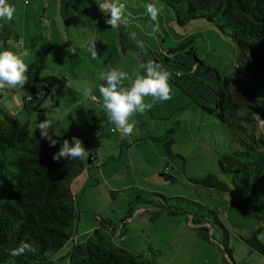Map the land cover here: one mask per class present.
<instances>
[{
  "label": "rangeland",
  "instance_id": "rangeland-1",
  "mask_svg": "<svg viewBox=\"0 0 264 264\" xmlns=\"http://www.w3.org/2000/svg\"><path fill=\"white\" fill-rule=\"evenodd\" d=\"M121 2L131 12V22L116 30L105 23L106 16L99 10L96 0H32L31 19L23 23L20 13L16 28L22 30L24 27L27 36L35 35L36 43L41 46L39 49L49 46V39L63 32L73 36L96 33L98 58L95 64L89 59L90 67H72L67 48L64 50L58 44L60 53H49L45 57V74L72 75L76 68L81 72L78 81L82 89L88 83L93 86V92L102 81L101 74L110 69L145 75L141 65L149 60L157 62L156 55L164 59L167 51L183 41H192L179 53L183 54L182 59L189 57L193 62V56L185 55L193 47L204 65H200L198 75L180 78V86L169 81L173 87L172 98L147 110V125L136 128L127 137L113 133L109 124L104 127L107 120L102 103L88 98L80 106L70 108L73 99L64 97L60 105L52 106L49 97L42 104L47 108L44 113L31 108V104L28 110L20 88L0 93V107L39 134L37 123L51 119L54 121L51 132L70 142L76 136L89 150L85 159L88 170L74 178L79 238H90L96 226L109 220L117 227L127 221L121 229V237L115 239L144 261L149 259L155 264H264V218L260 213L245 212L241 208L233 175L222 168L224 156L232 155L240 147L237 144L232 147L226 127L202 106L215 107L216 91L224 84L223 80H229L243 69L241 53L233 39L207 19L180 25L173 8L163 0ZM149 3L162 7L159 31H154L155 22L147 14ZM99 17H102L100 23ZM68 18L72 23L66 24ZM73 18H85L87 23L75 22ZM132 33H136L135 39L131 38ZM137 41H143L145 49L138 48ZM78 52L82 55L83 49ZM169 64L172 67H163L172 75L176 74L174 70L180 69L177 67H182L174 57ZM14 96L21 98L24 107L21 113L17 111ZM146 100L150 102L151 97ZM151 112L155 117L152 118ZM148 135L156 139L145 142ZM136 146L139 150L130 152ZM160 152L165 156V163L161 161ZM95 153L100 158L106 157L103 168L99 167L100 161L98 166L89 165L90 154ZM102 169L110 178L115 172L119 176L114 181L109 177L107 180L100 174ZM90 176L94 180L87 184ZM151 193L190 199L192 202H184L183 206L201 216L193 222L192 215L185 212L154 214L159 208L149 203L139 206L144 211L128 220V210L136 196ZM148 198L164 202L157 195ZM203 226L205 229H200ZM73 245L74 242L67 243L49 264H70Z\"/></svg>",
  "mask_w": 264,
  "mask_h": 264
},
{
  "label": "trees",
  "instance_id": "trees-1",
  "mask_svg": "<svg viewBox=\"0 0 264 264\" xmlns=\"http://www.w3.org/2000/svg\"><path fill=\"white\" fill-rule=\"evenodd\" d=\"M163 1L173 8L180 25L207 19L230 36L241 53L243 69L223 80L224 84L216 91L215 107L202 106L226 127L232 147L235 144L240 147L232 155H225L221 163L224 172L233 175L241 208L260 213L264 218V124H260L264 123V0ZM191 43L183 41L172 49L174 55L156 58L170 68L174 57L182 66L170 77L177 86L180 78L196 76L200 65H204L193 47L185 53L193 56V62L189 57L182 59L179 51ZM53 51L52 45L42 47L36 52V62L29 65V83L23 88L24 106L28 110L31 106L44 113L47 109L42 107L44 100L50 97L52 106H58L66 96L67 85L61 77L45 74V57ZM218 78L222 81L220 75ZM52 136L58 140L55 147L0 107V264L52 263L57 252L74 237L78 218L72 182L86 163L63 158L54 161L52 157L63 139L56 134ZM153 195L164 202L148 198ZM184 202L192 201L161 193L137 195L128 217L142 204L151 203L159 208L154 214L185 212L196 222L201 215L184 207ZM22 242L30 243L35 252L11 256L10 251ZM69 257L70 264H155L117 243L115 229H110L108 223L97 227L87 240L77 241Z\"/></svg>",
  "mask_w": 264,
  "mask_h": 264
},
{
  "label": "clouds",
  "instance_id": "clouds-1",
  "mask_svg": "<svg viewBox=\"0 0 264 264\" xmlns=\"http://www.w3.org/2000/svg\"><path fill=\"white\" fill-rule=\"evenodd\" d=\"M29 0H25L28 4ZM99 10L106 16L105 23L111 29H119L122 25L130 24L129 17L132 15L127 6L121 0H96ZM15 6L8 0H0V21L10 23L14 19ZM146 11L154 23V31H159V16L162 7L155 3L146 5ZM136 33L131 34L135 39ZM137 47L145 49L143 41H137ZM87 51L92 59L98 58L96 42L93 40L87 46ZM72 54H76V49H72ZM30 53L27 50L12 52L9 50L0 51V93L11 89L24 88L29 83V65L25 59ZM145 75L138 73L130 75L123 70L115 68L101 74L100 79L105 83L98 86L99 97L93 94V86L85 83L82 95L92 101L102 100V107L107 115V119L115 127L114 131H120L125 137L131 135L135 128L133 117L137 114H144L150 110L154 104L167 102L172 98L173 87L170 84L171 73L160 63L149 60L141 65ZM126 82H130L126 84ZM151 97V101L146 98ZM54 128V121L44 119L36 125L40 136L49 142L50 147H55L57 139H53L51 130ZM89 156L80 138L73 136L71 142L64 139L59 150L54 153L52 159L65 160H85ZM27 252H35V248L28 242H22L18 248L10 251L13 257L22 256Z\"/></svg>",
  "mask_w": 264,
  "mask_h": 264
},
{
  "label": "crops",
  "instance_id": "crops-1",
  "mask_svg": "<svg viewBox=\"0 0 264 264\" xmlns=\"http://www.w3.org/2000/svg\"><path fill=\"white\" fill-rule=\"evenodd\" d=\"M8 2L15 6L16 11L14 14V19L10 23H4L3 21H0V51L9 50L12 52H19V51L27 50V51H29L30 55H29V57H27L25 59V62L28 63V65H30V64L36 62V60H37L36 52L39 50V48L41 46L36 43V36L35 35L29 34V36H27V33H26L27 29L26 28L23 27L22 30L16 28V26H17L16 19H18L20 17V13L23 14V16H22L23 17V23H26L28 18H29V20L31 19V13L30 12H31V8L34 7L32 4V0H29L28 4H25V0H8ZM68 19L69 20L67 21L66 24L72 23L71 22L72 19L71 20H70V18H68ZM73 19L75 22L77 21L78 23H80V22H83L84 24L87 23L85 21V18H82L79 20H77V18H73ZM101 19H102V17H99L97 19V21H99V23H100ZM31 22H32V20H31ZM93 22H90V23L93 24ZM99 23L97 22L96 25H98ZM92 24H89V25L91 26ZM95 34L92 36L90 34L82 35L79 33V35L73 36V34L63 32V33L58 34L56 37L52 38L51 40L49 39V41H50L49 44L53 46L54 51L52 53H56V54H59L60 53L59 51H61V50H57L58 46L56 47V44L60 45L64 50H65V48H67L66 51H68L70 53V56H71L72 67H82V65H84V67H90L91 62L89 59H92V58H91L90 53L87 51V46L91 41H93V40L95 41V37H94ZM72 36H73V38H72ZM69 42H71L72 44H70ZM28 46H29V48H28ZM97 47L98 46L96 44V48ZM73 48L76 49L75 55L72 54ZM78 49H81V50L83 49V54H82L83 56L80 55L81 53L78 52ZM172 49L170 50V52L167 51L166 53H164V56L172 54L173 53ZM97 51H98V49H97ZM159 57H160L159 55H156L155 58H159ZM92 60H93V63L95 64V61L97 60V58L92 59ZM117 70H119V69H117ZM199 72H200V69H198L197 75L199 74ZM46 74H49V73H46ZM80 74H81V72H79L76 68L73 69L72 75L66 73L64 75L62 74V76H58V74L54 73V72L50 74V75H55V76H58L61 78L67 77L69 79L68 83L66 84L68 87V91L66 92L65 99H67V100L73 99L71 101V107L70 108L80 106L84 102V100L86 99L82 95V90H83L82 85H80L79 81H78ZM82 77L84 78L83 75H82ZM103 83H105V82L104 81L99 82L98 86L103 84ZM98 86H97V90H95L93 92V94L99 95L98 94ZM21 90L23 93L22 97L24 100V94L25 93L23 91V88ZM20 99H21L20 96L18 98L16 96H14V102L17 104V111L19 113L23 112V109H24L23 105L20 102ZM101 103H102V101H101ZM60 104H61V100H60ZM69 113H71V111ZM104 113H105V111H104ZM150 114H151L152 118L155 117V115L152 112ZM133 118H134V123H135L134 130H136V128H138V127H143L149 123V115H148L147 111L142 115L137 114ZM105 120H107V117ZM108 124L110 125L109 129L111 130V132L121 133L120 131H114L113 129L115 126L109 121H107L104 124V127H106ZM51 134H55V132H51ZM154 139H156V138L153 135L145 136V142H153ZM133 148L130 149V152L133 150H136V149L139 150L137 146L133 147ZM140 150L143 151V153L141 155V156H143L144 150L142 148ZM159 155L161 156V161L163 163H165V156H164L163 152L162 153L160 152ZM105 159H106V157L104 158L103 156H102V158H100L98 153L90 154L89 165L98 166V163L100 161L101 163L99 164V167L103 168ZM106 165H108V163ZM86 170H88V169L85 166L84 169L82 170V173L85 172ZM80 174H78V175H80ZM100 174L102 177H104L108 180L109 176L106 174V171L104 172V169L101 170ZM118 176H119V173L115 172L111 175L112 178L109 177V179H113V181H114ZM92 180H94V178H92L90 176L87 179L86 183L90 184L92 182ZM75 184H76V180L74 182H72V190H74ZM124 187H126V186H124ZM77 192H79V190ZM142 211H144V208H137L133 212V214L130 217H128L127 219L131 221L132 217L135 218L137 213L142 212ZM109 221L107 223L109 224L110 229H115V237H121V235H122L121 229L125 228L127 221H123L122 224L120 225V227L115 226L113 224V222H111V221L109 222ZM77 222H78V220H77ZM97 227L98 226H96L94 229H96ZM77 235H78V231L76 229L75 233H74V237H76V242L77 241L83 242V241L87 240V239H81ZM69 242H74V244H75V239H71L67 243H69ZM67 243H66V245H67ZM73 247H74V245H73Z\"/></svg>",
  "mask_w": 264,
  "mask_h": 264
},
{
  "label": "built area",
  "instance_id": "built-area-1",
  "mask_svg": "<svg viewBox=\"0 0 264 264\" xmlns=\"http://www.w3.org/2000/svg\"><path fill=\"white\" fill-rule=\"evenodd\" d=\"M193 69L195 70L196 69V66H194L193 67ZM62 80H63V82L65 83V84H67L68 83V81H69V79L66 77V78H61ZM96 97H99V95H97V94H94ZM28 99L29 100H31L32 99V96L31 95H28ZM101 101L102 100H96V101H93V102H96V103H100L101 104ZM105 115H106V113H105ZM106 117H107V115H106ZM107 121H109L108 119H107ZM73 239H75V241H76V237H73Z\"/></svg>",
  "mask_w": 264,
  "mask_h": 264
},
{
  "label": "water",
  "instance_id": "water-1",
  "mask_svg": "<svg viewBox=\"0 0 264 264\" xmlns=\"http://www.w3.org/2000/svg\"><path fill=\"white\" fill-rule=\"evenodd\" d=\"M75 244H76V241H75ZM75 244H74V246H75Z\"/></svg>",
  "mask_w": 264,
  "mask_h": 264
}]
</instances>
